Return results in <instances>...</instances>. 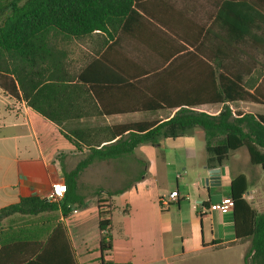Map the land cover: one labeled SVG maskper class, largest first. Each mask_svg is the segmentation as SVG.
I'll return each mask as SVG.
<instances>
[{"label":"crops","instance_id":"1","mask_svg":"<svg viewBox=\"0 0 264 264\" xmlns=\"http://www.w3.org/2000/svg\"><path fill=\"white\" fill-rule=\"evenodd\" d=\"M224 1L229 0H135L134 13L110 37L94 32L55 47L61 51V75L74 77L102 56L113 81L108 92L116 113L108 117L117 119L113 125L164 121L176 105L203 95L209 96L207 102L192 109L210 107L216 114L221 104L208 100L216 95L218 75L238 77L249 93L258 90L264 96V23L254 22L258 28L252 27L250 36H231ZM80 60L85 64L75 73L70 65ZM202 88L206 91L199 93ZM229 107L264 115V103L239 101ZM61 127L0 87V209L24 198L46 199L52 184L64 181L62 170L74 168L78 152ZM153 148L167 152L150 153L138 145L113 161V187L101 189L102 197L125 189L111 198L110 252L99 251L95 190L100 188L83 183L85 169L80 176L85 208H72L67 216L59 209L15 214L0 223V264H243L250 247V211H264L261 169L240 149L212 167L219 169V185H202L208 167L198 128ZM138 149L145 157H132ZM175 155H181L180 162ZM139 165L143 168L136 169ZM239 176L247 184L240 202L227 212L209 210L231 195ZM172 192L176 201L159 210L160 198Z\"/></svg>","mask_w":264,"mask_h":264},{"label":"trees","instance_id":"2","mask_svg":"<svg viewBox=\"0 0 264 264\" xmlns=\"http://www.w3.org/2000/svg\"><path fill=\"white\" fill-rule=\"evenodd\" d=\"M135 0H0V87L18 96L43 118L64 128L63 138L73 149L85 154L73 169L62 170L66 193L58 202L35 197L0 209V223L15 214L37 215L60 210L63 216L72 208L86 207L81 193L80 176L95 162L116 161L130 155L140 144L161 147L163 139H175L198 128L205 139L206 166L212 168L235 151L244 149L249 163L264 174V115L233 113L229 103H264L258 90L249 93L240 78L218 75L216 95L209 102L221 104L215 115L192 108L207 102L185 101L164 121H138L117 125L75 126L93 116H113L108 92L113 82L102 56L92 59L74 77L62 76L61 51L54 39H84L94 32L110 37L128 16L134 13ZM230 34L250 36L254 22L264 23V0H229ZM206 82V81H205ZM206 88L199 90V93ZM203 98V99H201ZM236 185H242L236 192ZM230 197L233 207L240 202L247 184L243 176L232 183ZM99 229V251L105 255L112 249L111 198L125 189L95 190ZM252 230L248 233L250 247L243 264H264V211H250ZM105 264V263H102Z\"/></svg>","mask_w":264,"mask_h":264},{"label":"rangeland","instance_id":"3","mask_svg":"<svg viewBox=\"0 0 264 264\" xmlns=\"http://www.w3.org/2000/svg\"><path fill=\"white\" fill-rule=\"evenodd\" d=\"M67 41H71L70 39H65L63 37H57L56 39H54V43L58 48H61L62 46L67 45ZM85 62L83 61H78V62H73L71 63V70L75 71V73L77 72V70L79 69V67L84 66ZM201 111L204 110V112L209 113V114H213L215 115V110H213V108L210 107H205V108H199ZM233 111L234 113L236 112H240L237 111L234 107H233ZM262 114H264V111H261ZM217 114V113H216ZM117 121V119L113 120V117H98V116H93L90 117L88 119H83L81 122L75 123V126H87V127H92V126H104V125H113V122ZM62 129L64 127H61ZM142 147H146L148 150V152H155V153H166L167 151L164 150H157V148H153L148 144H142ZM173 152V151H172ZM172 154V158H174L173 153ZM181 152V151H180ZM85 156V154H76L73 163L76 165V163L83 159ZM132 157H145V152L138 149L136 150L134 156ZM168 158V157H167ZM175 161L180 162L181 161V155H175ZM117 162H113V161H108V162H95L92 165H90L86 172L82 175V181L83 183L89 184L92 183V185L95 186H99L100 189L103 188H110L113 187V173H111V169L113 168V166H116ZM123 163V160H122ZM73 164V165H74ZM136 169H142L143 166L139 165L135 167ZM92 190V189H91ZM94 190V188H93Z\"/></svg>","mask_w":264,"mask_h":264},{"label":"built area","instance_id":"4","mask_svg":"<svg viewBox=\"0 0 264 264\" xmlns=\"http://www.w3.org/2000/svg\"><path fill=\"white\" fill-rule=\"evenodd\" d=\"M231 109V108H230ZM231 111L234 113V111L231 109ZM66 193V185L64 181H57L52 184L51 191L46 200L50 202H58L61 201L63 196ZM177 199V193L172 192L168 194L165 197L160 198L158 202L159 210L166 211L169 207V205L173 202H175ZM233 200L230 196L222 198L220 202L211 204L209 206V210L212 211H219V212H227L233 208ZM72 213H77L75 209L72 210Z\"/></svg>","mask_w":264,"mask_h":264},{"label":"water","instance_id":"5","mask_svg":"<svg viewBox=\"0 0 264 264\" xmlns=\"http://www.w3.org/2000/svg\"><path fill=\"white\" fill-rule=\"evenodd\" d=\"M219 169L218 168H208L206 170V175L201 178L200 182L204 186H215L219 185Z\"/></svg>","mask_w":264,"mask_h":264}]
</instances>
